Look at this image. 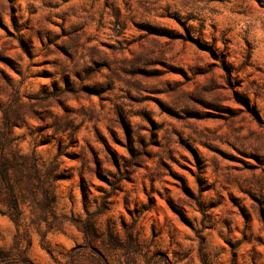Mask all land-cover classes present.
<instances>
[{
    "label": "rangeland",
    "instance_id": "1",
    "mask_svg": "<svg viewBox=\"0 0 264 264\" xmlns=\"http://www.w3.org/2000/svg\"><path fill=\"white\" fill-rule=\"evenodd\" d=\"M0 147L56 178L0 264H264V0H0Z\"/></svg>",
    "mask_w": 264,
    "mask_h": 264
},
{
    "label": "trees",
    "instance_id": "2",
    "mask_svg": "<svg viewBox=\"0 0 264 264\" xmlns=\"http://www.w3.org/2000/svg\"><path fill=\"white\" fill-rule=\"evenodd\" d=\"M54 180L56 178L52 176V169L42 168L35 155L22 154L17 148L8 147L4 150L0 147V211L17 227L16 248L24 238L19 230L23 204L31 207L36 222L50 224L49 213L52 214L55 202ZM17 249L24 255L27 247ZM9 251L0 247V261L7 259Z\"/></svg>",
    "mask_w": 264,
    "mask_h": 264
}]
</instances>
